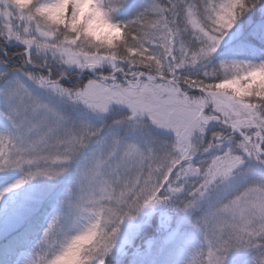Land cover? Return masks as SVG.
Segmentation results:
<instances>
[{
    "label": "snow or ice",
    "instance_id": "6c2138e0",
    "mask_svg": "<svg viewBox=\"0 0 264 264\" xmlns=\"http://www.w3.org/2000/svg\"><path fill=\"white\" fill-rule=\"evenodd\" d=\"M257 6L261 18L257 27L264 31V0H167L166 4L153 0L148 9L129 20V43L123 51L107 53L76 47L70 36L51 45L50 37L40 35L35 23L30 25L32 35L21 41L14 32L18 30L17 21L23 28L24 20L0 17V40H14L25 46L19 54L21 66L11 72L0 70V104L12 126L11 131L0 132V172L19 169L25 171V176L0 190V199L36 177H59L68 147L87 141L79 156L82 159L75 163L76 169L83 180L102 184L110 224L101 234L93 264H105L125 218L135 219L144 208L181 196L179 203L186 210L201 204L208 206L201 221L207 259L204 251L198 250L190 264H225L233 241L264 249V226H245L234 218L239 204L255 205L264 211V99L234 98L247 95L243 88L236 90L234 96L215 94L217 87L235 89L236 85L231 80L221 82L215 66L208 64L229 30ZM127 7V0H115L110 11ZM49 10L50 19L63 15V7L51 0L36 9L39 15ZM88 12L81 6L74 13L77 22ZM101 27L92 24L91 31L95 33ZM33 36L41 44L53 47L55 53H50L48 47L42 53L35 51ZM4 55H8L7 51ZM57 60L69 69L78 66L93 70L108 60L111 70L109 75L100 72L86 83L65 86L63 81L70 71L55 68ZM0 63L7 61L0 57ZM237 63L231 61L232 66ZM223 64L228 66L229 61ZM197 66L202 70H190ZM251 68L249 75L254 83L264 64ZM12 72H20L23 78ZM32 86L44 90L47 97L37 94ZM189 89H199L200 94L190 95ZM117 98L131 109L132 115L139 106L152 120L171 127L182 140L199 136V150L189 155L185 148L182 156L170 159H122L119 141L103 129L93 128L87 120H71L61 107L70 102L90 113L104 109ZM210 125H217L219 130L209 136ZM249 160L262 171L244 169ZM238 172L244 177L242 185L231 183ZM218 176L222 179L217 180ZM67 203L71 209V201ZM62 215L58 213L47 221L37 248ZM257 260L264 264V255ZM28 264H35V260L30 259Z\"/></svg>",
    "mask_w": 264,
    "mask_h": 264
},
{
    "label": "clouds",
    "instance_id": "9594fccd",
    "mask_svg": "<svg viewBox=\"0 0 264 264\" xmlns=\"http://www.w3.org/2000/svg\"><path fill=\"white\" fill-rule=\"evenodd\" d=\"M50 0H0V17L5 20L12 16L13 19L19 17L24 20L23 28H17L14 34L23 41L26 35H32L30 25L35 23L40 29V35H48L50 44L55 45L61 41L62 37L70 36L76 47L85 48L89 52H122L128 39V23L129 20L118 18V12L110 11L115 3V0H51L63 7V15L59 19H50L51 10L39 15L36 9L43 3ZM21 5H24L21 7ZM83 6L89 9L88 15L77 22V16L74 13ZM31 18V20L29 19ZM63 21V22H61ZM101 25L95 33L91 31V25ZM33 44L36 45L35 51L42 53L45 47H48L50 53H55V49L51 46L41 44L37 36H33ZM237 61V60H235ZM235 66L229 61L228 66H224L223 61H220L215 66V74L220 78L221 82L231 80L236 88L217 87L214 89L215 94H227L234 96V92L239 88H243L247 93L243 97H234L236 99H249L252 97H260L264 99V68L260 70L261 75L252 83V77L249 75L253 69L251 65L264 64V60L259 62H251L239 60ZM110 61L103 60L96 66V69H81L78 66H73L70 69L66 64H62L57 60L56 66L58 69L71 71L72 68L78 70H91L93 72H103L105 68H109ZM111 70V69H110ZM6 71V70H5ZM251 85V87H249ZM126 106L119 102V98L114 100L102 110L90 112L101 121L112 111V105ZM128 108V107H127ZM129 114L114 121L115 124H130L133 129L143 130L144 136L139 139L125 140L113 133L106 135L112 136L119 141L122 146L121 158L132 160L133 158L157 160L161 157L164 159L178 158L183 155L182 149L187 148L189 155L195 154L200 147L199 136L180 139L175 131L163 122L152 120L146 111H142L138 106L135 115H132L131 109ZM93 128L102 129L94 126L90 121H87ZM203 127V125H201ZM158 129L163 131H172L174 140L169 144L156 143V138L152 136V130ZM198 131V130H197ZM143 141V144L141 143ZM87 141L84 144L76 145L74 148L69 146L67 151V160L63 173H65L81 156ZM179 145V147H177ZM132 165H129L131 168ZM217 177V180H221ZM75 190H70L71 211L73 214V223L65 226L63 217L60 221L52 226L46 241L38 248L35 253V264H93L101 243V234L106 230L109 224L108 202L104 199V192L101 190L102 184L98 181H85L75 169ZM235 220L245 226H264V211L257 208L255 205L239 204L235 211ZM123 222V221H122ZM121 222V223H122ZM247 249L245 244L236 243L233 241L232 249ZM264 255V249L261 250L258 257ZM253 264H259L256 259Z\"/></svg>",
    "mask_w": 264,
    "mask_h": 264
},
{
    "label": "rangeland",
    "instance_id": "374dc122",
    "mask_svg": "<svg viewBox=\"0 0 264 264\" xmlns=\"http://www.w3.org/2000/svg\"><path fill=\"white\" fill-rule=\"evenodd\" d=\"M233 36L232 33H228L216 53L226 43L230 42ZM24 48L25 46L17 41H8L6 44L0 40V57L7 61L6 64L0 63V70L11 72L12 69L21 66L22 57L19 54L23 53ZM5 51L8 53L7 56L4 55ZM27 68L30 70L31 66H27ZM11 74L23 78L20 72H12ZM117 82L120 81L118 80ZM32 87L37 94L47 97V93L44 90L37 89L35 86ZM232 87L235 86H230V88ZM256 99L252 97L247 100L255 101ZM61 107L73 121L87 120L97 127H100L103 123L104 127L102 129L105 134L113 133L125 140L139 139L145 135L143 130L133 129L130 124L114 123L115 120L129 114V109L126 106L113 104L112 111L104 117L103 121L88 113L82 106H76L69 102L62 104ZM214 126L217 125H210V128ZM11 130L12 126L3 115V105L0 104V132ZM215 130L217 129L215 128L212 131ZM159 131L158 129H153L151 135L156 138V143L165 144V140L161 138V132L159 133ZM211 132H208L209 136ZM141 143L143 144L142 140ZM237 152H239L238 149ZM217 154L222 153L217 151ZM77 159L80 160L82 157ZM197 159H200V157H197ZM194 166L198 167L199 165ZM75 169L76 165L74 164L55 179H48L43 176L36 177L19 189L7 193L3 199H0V242L21 231L23 232L22 234L19 233V235L24 236V240L17 244V252L5 260L1 258L0 264H28V261L35 257V253L38 250L37 242L40 240L47 221L52 216L60 213L63 214L65 226L73 223V214L67 202L73 199L70 196V190H75ZM24 176L25 171L19 169L0 172V190L10 186ZM169 178L171 179L172 177L170 176ZM192 182L194 183V181ZM231 183L240 185L242 180L236 175V179ZM163 190L161 188L160 191ZM179 199H182V196L164 201L155 207L144 208L136 215L135 219L125 218L116 235L115 247L112 249L111 254L106 257L105 264H161L167 258L169 252L178 253V264H190L193 254L198 250L204 251V258L207 259V246L204 243L201 221L208 210V206L207 204H201L199 207L186 210L179 203ZM194 211H196L195 220L197 226L192 232H194L195 236L191 234L187 237L190 232L184 229V226L188 224L190 214L192 212L195 213ZM154 215L157 216L155 218L157 219V224H160L159 228L156 226L155 221L152 222ZM31 234L32 237L30 236ZM29 236L30 238H28ZM261 250L257 248L232 249L226 254L225 264H253Z\"/></svg>",
    "mask_w": 264,
    "mask_h": 264
},
{
    "label": "trees",
    "instance_id": "16d2710c",
    "mask_svg": "<svg viewBox=\"0 0 264 264\" xmlns=\"http://www.w3.org/2000/svg\"><path fill=\"white\" fill-rule=\"evenodd\" d=\"M153 0H127L128 7L125 9H122L118 11V18L120 19H134L138 14L148 9ZM163 4L167 3V0H162ZM202 3V0H201ZM259 6L256 8H253L250 12L246 13L245 16L241 17V19L237 22V25L229 30L228 33H232L234 36L231 39L230 42L226 43L221 50L214 54L213 57L210 58L208 64L209 67L216 66L220 61H233V60H249L258 62L260 60H264V31L259 30L257 25L261 22V18L258 12ZM3 41V40H2ZM5 42V41H4ZM6 44L8 43L5 42ZM55 68H59V66H54ZM143 70V69H142ZM192 72H199L202 69L197 66L190 69ZM110 69L105 68L103 70V73L105 75H109ZM81 70L72 68V70L69 72L68 77L66 80H64L65 86L74 85L75 83H86L89 78L95 79L93 73L90 71H85L83 74H80ZM97 74H100V72H96ZM128 78H131L130 76ZM215 83H219L220 81H214ZM190 95H199V89H189ZM219 130L218 126L211 127L209 129V133L214 129ZM161 132V133H160ZM161 138L165 140V143L169 142L171 143L174 140V133L172 131H159ZM196 159V158H194ZM244 169H255L257 173H260L262 170L259 168V166L256 165L254 161H247L244 166ZM237 176L240 180H244L243 175L238 172ZM242 183L240 185H242ZM195 213H191L189 217L188 224L184 226V229H187L190 234L187 235L189 237L191 234H194L192 232L195 227L197 226L195 217H196V211ZM157 217L156 215L153 216L152 222H156V226L159 228L160 224H157ZM27 232L26 230H24ZM23 231L19 232L22 234ZM146 232V229H145ZM19 233L7 238L5 241L0 242V260L3 258V260L7 259L10 255H14L18 249L17 244L18 242L24 240V236H20ZM32 236V234L30 235ZM29 236V237H30ZM192 236H195L192 235ZM28 237V238H29ZM27 239V238H26ZM25 239V240H26ZM28 240V239H27ZM26 240V241H27ZM5 254V255H4ZM4 255V257H2ZM178 253L177 252H169L167 254V258L161 263V264H178Z\"/></svg>",
    "mask_w": 264,
    "mask_h": 264
},
{
    "label": "water",
    "instance_id": "95a60500",
    "mask_svg": "<svg viewBox=\"0 0 264 264\" xmlns=\"http://www.w3.org/2000/svg\"><path fill=\"white\" fill-rule=\"evenodd\" d=\"M84 71V70H83Z\"/></svg>",
    "mask_w": 264,
    "mask_h": 264
}]
</instances>
